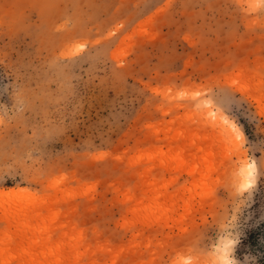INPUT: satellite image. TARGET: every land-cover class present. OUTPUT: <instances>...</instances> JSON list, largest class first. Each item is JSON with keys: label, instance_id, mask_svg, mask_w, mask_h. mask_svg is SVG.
Segmentation results:
<instances>
[{"label": "rangeland", "instance_id": "rangeland-1", "mask_svg": "<svg viewBox=\"0 0 264 264\" xmlns=\"http://www.w3.org/2000/svg\"><path fill=\"white\" fill-rule=\"evenodd\" d=\"M234 242L264 264V6L0 0V264Z\"/></svg>", "mask_w": 264, "mask_h": 264}, {"label": "clouds", "instance_id": "clouds-1", "mask_svg": "<svg viewBox=\"0 0 264 264\" xmlns=\"http://www.w3.org/2000/svg\"><path fill=\"white\" fill-rule=\"evenodd\" d=\"M257 4L264 6V0H256ZM236 243L229 248H220L219 245H211L201 250L199 246L192 245L186 250L177 252L170 264H241L235 257ZM255 260L245 257L244 264H254Z\"/></svg>", "mask_w": 264, "mask_h": 264}, {"label": "bare ground", "instance_id": "bare-ground-1", "mask_svg": "<svg viewBox=\"0 0 264 264\" xmlns=\"http://www.w3.org/2000/svg\"><path fill=\"white\" fill-rule=\"evenodd\" d=\"M248 174H252V172L249 171ZM6 195L7 196H11V197L17 196V195L29 196V194L23 189H17V190L16 189H11V190H8L6 192ZM35 215H36V213L33 214L32 212L22 213L21 215H18V218H17L18 221L20 223H22V224H20L18 222L17 223L20 224V225H24L26 227V229L28 228V230H30V231H35V230H37L39 228V227H37L35 225V223H36L34 221V219L36 217ZM15 221H17L16 218H15ZM39 240L40 239L34 240L33 245L39 244V242H40ZM48 240H50V239H48Z\"/></svg>", "mask_w": 264, "mask_h": 264}, {"label": "snow or ice", "instance_id": "snow-or-ice-1", "mask_svg": "<svg viewBox=\"0 0 264 264\" xmlns=\"http://www.w3.org/2000/svg\"><path fill=\"white\" fill-rule=\"evenodd\" d=\"M254 167V165H249V170H251Z\"/></svg>", "mask_w": 264, "mask_h": 264}]
</instances>
